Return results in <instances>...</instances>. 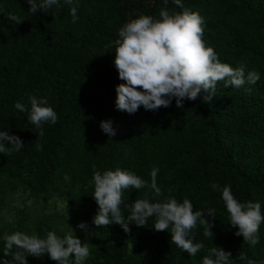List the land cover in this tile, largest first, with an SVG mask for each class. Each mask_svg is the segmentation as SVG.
Segmentation results:
<instances>
[{"label": "trees", "instance_id": "1", "mask_svg": "<svg viewBox=\"0 0 264 264\" xmlns=\"http://www.w3.org/2000/svg\"><path fill=\"white\" fill-rule=\"evenodd\" d=\"M60 4L34 15L27 0H0V131L25 144L19 152L0 153V257L5 234L46 238L54 231L63 238L71 232L69 224L77 227L84 222L88 228L78 235L90 249L84 264H202L215 246L231 252V264H247L238 259L240 252L264 264V223L259 243H244L235 235L238 228L230 225L222 199V189L230 186L238 202H259L264 214V0H182L183 8L172 0L166 6L164 0H74L71 6L60 0ZM71 7L79 17L75 23ZM164 7L198 13L204 20L203 40L219 61L233 68L243 63L245 77L255 70L259 81H246L239 89L218 82L211 104L198 97L185 99L178 108L173 98L171 106L156 111L142 106L135 114L117 110L115 88L124 83L114 65L118 32L141 14L159 19ZM9 13L22 22L7 19ZM33 95L47 98L58 116L55 124L43 125V136L28 122V111L14 108L21 102L30 111ZM105 120L112 121L114 137L100 128ZM93 165L101 173L130 171L149 183L151 170L158 168L163 196L155 197L148 188L126 189L125 204L146 194L153 203L168 196L181 203L187 198L193 211L205 212L214 236L205 237V226L198 221L189 238L205 247L190 256L171 244L170 232L154 230L155 217L146 227L131 224L129 233L118 224L96 228ZM213 183L220 190H213ZM17 197L22 198L21 207L15 205ZM29 201L44 205L32 222L24 205ZM56 206L62 208L61 214L55 212ZM209 209L215 210V219ZM121 211L127 220L130 209L122 206ZM27 260L57 264L47 255Z\"/></svg>", "mask_w": 264, "mask_h": 264}, {"label": "clouds", "instance_id": "2", "mask_svg": "<svg viewBox=\"0 0 264 264\" xmlns=\"http://www.w3.org/2000/svg\"><path fill=\"white\" fill-rule=\"evenodd\" d=\"M66 5H73L74 0H63ZM179 8H183L182 0H172ZM30 5L28 11L34 15L38 11L46 13L53 6L61 7L60 0H27ZM165 6L168 0H164ZM70 15L75 23L77 16L76 7H71ZM159 19L141 14L127 22L118 32L119 39L115 40L114 65L118 77L124 83L116 86L115 106L117 110L128 114H135L142 106L145 110L156 111L161 107L171 106L173 98L178 108L183 107L185 99L195 101L202 98V103L211 104L216 93L218 82L223 81L224 87L241 88L247 81L255 84L260 79L259 72L253 70L245 77V65L239 67L221 63L215 50L206 46L203 40V18L196 12L185 9L183 12H170L164 7L159 12ZM7 19L19 24L22 20L14 15L7 14ZM30 111L21 102H16L14 108L29 115L27 120L36 128L41 129L45 123L55 124L58 120L57 113L48 106L47 98L29 97ZM103 133L114 137L117 133L111 120L100 122ZM5 142H10L7 147ZM23 141L8 131H0V153L19 152L24 147ZM39 150L41 145L36 142ZM159 169L154 167L150 173V183L136 174L116 169L101 173L93 165V198L98 205V212L93 218L96 228L118 224L125 233L131 231L130 225L146 227L149 218L155 217L153 228L157 232L168 231L171 233V244H175L183 252L195 256L203 249V243H193L190 239L192 230L197 227V222L204 225L203 235L214 236L211 228L213 224L204 218L203 211H193V205L187 198L178 202L171 196L164 197L162 202H150L146 197L135 200L132 204H125L123 192L126 189L152 190L155 197L163 196L162 189L157 185ZM70 179L65 176V180ZM213 190H220L215 183ZM222 199L229 214L230 225L238 228L236 236H242L244 243L251 246L259 243V229L264 223V214L261 212L259 202H238L231 192L230 186L222 189ZM130 209L127 220L122 215L121 208ZM215 219V210L207 211ZM81 230H87L86 223L77 225ZM170 230V231H169ZM5 248L0 264H28L27 257H43L47 255L57 264H84L90 255L87 243L76 238L72 232L63 238L54 231H48L46 238H39L36 234L31 236L14 232L3 237ZM18 251L13 252V248ZM11 256L9 260L7 257ZM232 254L222 247H211L202 259V264H231ZM70 258H74L71 259ZM239 260H246L247 264H256L247 255L240 252Z\"/></svg>", "mask_w": 264, "mask_h": 264}, {"label": "rangeland", "instance_id": "3", "mask_svg": "<svg viewBox=\"0 0 264 264\" xmlns=\"http://www.w3.org/2000/svg\"><path fill=\"white\" fill-rule=\"evenodd\" d=\"M16 201H15V205L16 206H19V207H21L23 204H22V198L21 197H17L16 199H15ZM26 207H27V209L29 210V214H28V217H29V222H32L36 217H37V215L38 214H40L41 213V211L40 210H42L43 208H44V205L43 204H41L40 202H27L26 204H24ZM48 206H52L51 204L50 205H48ZM13 209H11V210H9V212H7V216H9V217H12L13 216ZM50 211L49 210H46V213H49ZM55 212L56 213H60L61 214V212H62V208L59 206V207H57L56 206V210H55ZM68 222V221H67ZM69 226L71 227V232H72V230H73V234H74V236L76 237V238H78L79 236V234L81 233V232H83V230H81V229H79L78 227H75V226H71V224H69Z\"/></svg>", "mask_w": 264, "mask_h": 264}]
</instances>
